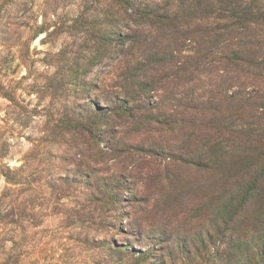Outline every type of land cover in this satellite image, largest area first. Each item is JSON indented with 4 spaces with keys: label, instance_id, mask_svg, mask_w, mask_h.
Instances as JSON below:
<instances>
[{
    "label": "rangeland",
    "instance_id": "374dc122",
    "mask_svg": "<svg viewBox=\"0 0 264 264\" xmlns=\"http://www.w3.org/2000/svg\"><path fill=\"white\" fill-rule=\"evenodd\" d=\"M0 264H264V0H0Z\"/></svg>",
    "mask_w": 264,
    "mask_h": 264
}]
</instances>
